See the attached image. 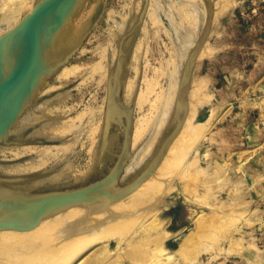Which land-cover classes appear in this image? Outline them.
I'll return each instance as SVG.
<instances>
[{
	"label": "rangeland",
	"instance_id": "374dc122",
	"mask_svg": "<svg viewBox=\"0 0 264 264\" xmlns=\"http://www.w3.org/2000/svg\"><path fill=\"white\" fill-rule=\"evenodd\" d=\"M36 2L0 0V36L30 13ZM212 2L215 13L210 34L191 83L189 104L194 119L185 135L195 133L190 132V138L183 135L171 157L172 168L162 179L165 180L158 183L157 190L151 189L154 193L151 192V198L148 189L136 204L143 207V214L149 209L150 216L148 211L145 216L133 205L126 217L135 218L136 212L139 219L145 216L149 225L146 234L137 231L138 224H131L135 219L121 218L125 219L124 231H129L126 235L123 227L114 228L120 220L110 223L114 225L112 228L106 222L92 221L91 226L96 229L93 232L90 229L88 239L95 237L99 246L103 238H110L108 249L103 255L100 253L94 264H162V260L164 264H264V0ZM144 3L145 0H93L81 11L76 24L101 9L84 43L69 62L77 67V74L64 81H57L55 75L48 78L49 83L11 128L8 138L0 140V176L37 173L63 155L73 163L75 177H85L95 170L108 103L109 58L119 56L116 37L129 20L133 6L134 13L139 15ZM207 18L206 0H149L127 82L133 87L141 76L138 94L142 101L134 106L135 124L144 122L141 140L149 134L165 96L178 32H201ZM125 98L131 99L129 92ZM43 128L52 129L53 134H33ZM95 137L96 143H92ZM21 145L37 149L18 156L13 149ZM17 165L20 170L13 169ZM133 207L137 209L135 214ZM200 221L203 223L199 224ZM74 223L62 224L66 228L61 226L53 232L49 237L53 241L45 238L48 245L45 240L40 241L42 246L38 242L2 243L0 264H28L29 254V264L36 260L37 264L51 259L54 262L59 252L62 254L58 241L67 236L63 229L70 236L74 227L81 228V224L76 227ZM126 224L134 228L131 230ZM112 229L115 237L112 233V238L105 235H110ZM157 233L163 234L157 237ZM121 236L127 240L118 248ZM52 242L54 251L59 250L54 255L51 247L47 249ZM36 244L37 248L39 244L42 247L39 251L35 247L37 254L28 250ZM93 252L88 250L85 259ZM46 259L49 261L44 262Z\"/></svg>",
	"mask_w": 264,
	"mask_h": 264
},
{
	"label": "water",
	"instance_id": "95a60500",
	"mask_svg": "<svg viewBox=\"0 0 264 264\" xmlns=\"http://www.w3.org/2000/svg\"><path fill=\"white\" fill-rule=\"evenodd\" d=\"M93 0H37L15 27L0 36V140L40 89L67 65L84 43L101 9L76 24ZM149 0L141 14L132 8L117 34L119 56L109 58V96L102 149L95 170L85 177L72 174L63 155L49 167L26 176H0V229L29 230L44 217L75 204L88 205L120 198L137 189L155 170L183 127L189 108L192 70L209 34L214 7L206 0L204 30L177 35L174 64L156 121L137 147H132L134 106L141 76L131 99L125 98L132 57Z\"/></svg>",
	"mask_w": 264,
	"mask_h": 264
},
{
	"label": "bare ground",
	"instance_id": "6f19581e",
	"mask_svg": "<svg viewBox=\"0 0 264 264\" xmlns=\"http://www.w3.org/2000/svg\"><path fill=\"white\" fill-rule=\"evenodd\" d=\"M28 1H30V0H27V2ZM22 2V1H21ZM32 4V3H31ZM29 5V4H28ZM215 5V4H214ZM29 7H31V6H29ZM26 10V9H25ZM31 10V9H30ZM218 11V10H217ZM31 12V11H30ZM215 13V12H214ZM217 13V12H216ZM154 15V14H153ZM152 15V16H153ZM214 16V15H213ZM158 18V17H157ZM156 20V19H155ZM153 21V20H152ZM156 23H158V21L156 22ZM176 25V24H175ZM122 27V26H121ZM178 27V26H177ZM123 28V27H122ZM179 28V27H178ZM176 31V30H175ZM180 32H178V34H179ZM210 34V33H209ZM209 34H208V36H207V38H206V40H205V42H204V44H203V46H202V48H201V50H200V52H199V54H198V56H197V59H196V61H195V64H194V66H193V70H192V77H193V73H194V71H195V69H196V66H197V62H198V60H199V56H202L203 55V53L204 52H202V51H204V49H205V45H206V42H207V40H208V37H209ZM207 49V48H206ZM120 51V50H119ZM202 52V53H201ZM201 53V54H200ZM119 54V53H118ZM136 53H134L133 55H135ZM69 64V63H68ZM170 66V65H169ZM170 69V68H169ZM76 71H78L77 70V67L76 66H72L71 64H69V65H65L60 71H58L56 74H55V76L53 77L54 79H56L57 81H64V80H66V79H68V78H70V77H72V76H74L75 74H77V72ZM169 74V73H168ZM171 74V73H170ZM193 80V79H192ZM49 82H47V84H48ZM46 84V85H47ZM193 85V84H192ZM43 89V88H42ZM46 89V88H45ZM44 89V90H45ZM41 90V89H40ZM132 90H133V87H132V84L131 83H127V87H126V93L127 92H129V94L130 95H132ZM165 90V89H164ZM193 90V89H192ZM192 92V91H191ZM126 93H125V95H126ZM108 96H109V84H108ZM191 96V95H190ZM191 98V97H190ZM162 99H164V97L162 96V98H161V101L163 102V100ZM36 101V100H35ZM141 101H142V98H141V95H140V93L138 94L137 93V97H136V101H135V106H138L139 104L141 105ZM108 102V101H107ZM162 102L160 103L161 105H162ZM193 104H195V103H193ZM197 104V103H196ZM161 105H160V108L158 109V113H157V116H158V114H159V112H160V109H161ZM192 105V104H191ZM190 104H189V108H188V113L186 114V119H185V121H184V124H183V127L181 128V130L179 131V133H178V135L176 136V138H175V140L172 142V144L170 145V147L168 148V150H167V152H166V154H165V156L163 157V159H162V161L160 162V164L155 168V170L144 180V182L137 188V189H135V190H133L132 192H130V193H128V194H126V195H124V196H122V197H120V198H117V199H114V200H109V201H103V202H97V203H92V204H88V205H82V204H75V205H72V206H70V207H67V208H65V209H63V210H61V211H58V212H56V213H54V214H52V215H49V216H47V217H44L43 219H41V221L34 227V228H32V229H29V230H20V229H13V228H6V229H0V246H2V243H7V244H13V245H19V244H30V245H32V243H33V245H34V243H40L41 244V246L43 245L42 243L43 242H40V241H43V240H45L44 241V243L47 241L46 239H48V240H51L53 237H51V239H49V237L51 236V234L53 233V232H56L61 226H63L62 224H67L68 222L69 223H74L75 225L74 226H76L77 224L79 225V224H81V228L80 229H78V230H76L75 229V227H74V229H73V231H72V233H70V236L68 235V231H66V229H63V230H65V232H67V234H65V236L66 237H64V239L63 240H61V241H58V242H60L59 244H58V246L60 247V251H62V254L59 252V250L56 248V251L58 250V252H59V256H60V254H61V257L59 258L58 257V255L56 256L57 257V260H55L54 262L52 261V259L51 258H49V259H51V261H49L48 259H46V261H44V262H47V260L49 261L48 263L49 264H94V262H95V260L100 256L101 257V252H102V255H103V252H105L107 249H108V247H109V243H110V238H108V239H106L107 237H105V238H103L102 239V241H104V243H102V241H101V244H99V246H97L98 244V242H97V240L98 239H96L95 237H89V239H88V235L90 236L91 234H89L91 231H90V229H92V232L94 231V228L96 229V227L94 226H91L92 225V221L93 220H95L94 222L96 223V221L98 220V221H101V223H107V225L108 224H110V223H114V221H117V220H120V224H118V227L116 226V227H114V228H117V229H119L120 227L122 228L124 225H125V223H124V221H125V219L126 220H128V221H131L132 219H135V220H133L134 222H130L131 224H133V223H135V224H138L137 225V231L139 232V233H145L146 234V232H148L147 230L149 229L148 228V222H146L147 221V219H145L146 217V215H148L147 214V211L149 212V209L147 210V209H145V207L148 205H146V201H143L142 200V202H144L145 203V205H143V206H145L144 207V209H145V214H143L144 213V211L142 210L143 209V207L141 206V204H144V203H141L140 204V206L141 207H139V206H137L136 204L137 203H140L141 202V199H142V197L144 196V194H145V192L148 190V189H155V190H157V185H158V183H160V181L163 179V177H165V175H168L169 174V172H170V167H171V157H172V155H174L175 153H173L174 152V149L177 147V149H178V145H179V143H180V141H181V139H182V137H183V135H184V138L187 136L188 138H190V132H193V131H190L187 135H185V132L187 131V128H189V126L190 125H192V123H193V119H194V111H193V108H192V106H191ZM107 106H108V103H107ZM41 108L43 107V106H40ZM40 107H38V108H40ZM106 113H107V108H106ZM157 116H156V118H157ZM30 118H31V116H30ZM40 118V117H39ZM33 119V118H32ZM35 119V118H34ZM37 120V119H36ZM105 120H106V116H105ZM28 121H29V118H28ZM28 121H26V122H28ZM31 121H33V120H31ZM35 121V120H34ZM155 121L156 120H154V123H155ZM30 122V121H29ZM154 123H152V126L151 127H153V125H154ZM20 124V123H19ZM29 124V123H28ZM144 125V122L142 121V122H138V123H136L135 124V118H134V126H133V134H132V147H135V146H137L138 145V143L140 142V140H141V138H142V136H143V126ZM104 127H105V124H104ZM104 127H103V131L101 132L102 133V135H101V145H100V148L102 149V142H103V135H104ZM190 127H192V126H190ZM24 129V128H23ZM22 129V130H23ZM150 129H152V128H150ZM191 129V128H190ZM196 129V128H195ZM198 129V128H197ZM40 130V129H39ZM39 130H36L33 134L34 135H39V133H40V135H41V132H43L42 134H46V135H48V133H50V134H53V132H52V129H49L48 131L47 130H45L44 128H43V130H41V131H39ZM203 130V129H202ZM202 130H201V132L200 133H202ZM45 131H46V133H45ZM96 131V130H95ZM151 131V130H150ZM150 131H148V132H150ZM198 131H199V129H198ZM98 132V130L96 131V133ZM147 133V132H146ZM145 133V134H146ZM193 133H195V132H193ZM54 134H56V132H54ZM58 135V134H57ZM60 135V134H59ZM91 137L92 136H94V132H92L91 134ZM146 135H148V133L146 134ZM195 135H197V134H195ZM192 136V135H191ZM202 136V135H201ZM54 137H57L56 135H54ZM186 137V138H187ZM199 137V136H198ZM146 138V137H145ZM192 138V137H191ZM96 137L95 138H93V142L92 143H96ZM144 140V138L141 140V141H143ZM177 145V146H176ZM37 149V146H33V145H21V146H19V147H16V149H13V152L16 154V155H23V154H26V153H31V152H33V151H35ZM101 151V150H100ZM177 151V150H176ZM41 152H43V151H41ZM44 153H46V152H44ZM173 153V154H172ZM99 158L100 157H98L97 158V161H99ZM175 162H177V160L175 161ZM176 164V163H175ZM43 165V164H42ZM174 165V164H173ZM17 166H19V165H17ZM175 166V165H174ZM24 167V166H23ZM36 167V166H35ZM16 168H18L19 170H20V166L19 167H14L13 169H15L16 170ZM172 168V167H171ZM175 168V167H174ZM21 169H22V167H21ZM23 170H25V169H23ZM36 170V169H35ZM18 172V171H17ZM16 172V173H17ZM25 172V171H24ZM20 173V172H19ZM194 176V175H193ZM165 180V179H164ZM164 180H162V181H164ZM161 181V182H162ZM161 184V183H160ZM149 191V193H150V195H148L149 197L151 196V194L153 193V191ZM152 192V193H151ZM148 194V193H147ZM154 194V193H153ZM146 195V194H145ZM149 197H146V198H149ZM145 198V200H147ZM151 198V197H150ZM144 199V198H143ZM156 199V198H155ZM149 200V199H148ZM151 201H155V200H151ZM152 203V202H151ZM133 205H136V207L135 208H137L138 210H140V212H141V210H142V214L143 215H145L144 217H141L142 219H139L140 218V216H138V217H136L138 214H137V212H136V216L135 215H133V216H135V218L134 217H132L131 216V218L129 217V218H126L127 216H129V212H130V210L132 209V206ZM139 205V204H138ZM134 207H133V210H132V212H134L135 210L137 211V209H135ZM140 208V209H139ZM147 208H148V206H147ZM150 208H151V205H150ZM135 209V210H134ZM130 214H131V212H130ZM133 214H135V212L133 213ZM142 214H140L141 216H142ZM150 214H151V211L149 212V216H150ZM121 218H125L123 221H122V219ZM137 218V219H136ZM147 218H149V217H147ZM130 219V220H129ZM150 219V218H149ZM137 220H141L140 222H138ZM202 220V219H201ZM123 222V223H122ZM127 222V221H126ZM138 222V223H137ZM91 223V224H90ZM98 223H100V222H98ZM105 223V224H106ZM128 223V222H127ZM203 223V222H202ZM201 223V221L199 222V224H202ZM122 224H123V226H122ZM131 224H126V225H130L129 227H131ZM134 224V225H135ZM70 225V224H69ZM89 225L92 227V228H90L89 227ZM94 225V224H93ZM97 225V224H96ZM111 225V228H112V225L113 224H110ZM115 225H117V223H115ZM119 225H121V226H119ZM73 226V225H72ZM98 226V225H97ZM114 226V225H113ZM64 228H66L65 226H63ZM62 227V228H63ZM69 227V226H68ZM70 227H71V225H70ZM77 227V226H76ZM102 227H104L103 225H102ZM109 228H110V226H108ZM107 227V228H108ZM126 227V226H125ZM132 227H133V225H132ZM132 227H131V230H132ZM136 227V226H135ZM156 227V226H155ZM61 228V229H62ZM73 228V227H72ZM71 228V229H72ZM100 228H101V226H100ZM120 228V229H121ZM134 228V227H133ZM158 228H159V226H158ZM158 228H156V229H158ZM155 229V232L156 231H160V230H156ZM165 229V228H164ZM68 230H70V228L68 229ZM99 231H101L102 230V232L104 233V231H103V229L101 228V230L100 229H98ZM107 229H105V231H106ZM113 230V229H112ZM112 230H110V235H109V233L108 234H105V235H108V237L109 236H111L112 234H113V236H114V231H115V229L113 230V232H112ZM130 230V229H129ZM99 231H98V233H99ZM108 231V230H107ZM106 231V232H107ZM122 231H123V233L126 235V231L127 232H129L128 230H125L124 231V227H123V229H122ZM164 231V230H163ZM74 232H76V233H74ZM117 232H119V231H117ZM137 232V233H138ZM95 234H97V232L95 231L94 232ZM94 233L92 234V235H94ZM112 233V234H111ZM116 233V232H115ZM72 234V235H71ZM161 234H163V233H157V237H161V236H158V235H161ZM115 235H117V234H115ZM121 235H122V233H121ZM135 235H137V234H135ZM53 236V235H52ZM103 236V235H102ZM102 236H101V238H102ZM96 237H98V236H96ZM115 237V236H114ZM118 237H120L119 235H118ZM46 238V239H45ZM92 238V239H91ZM111 238H112V236H111ZM61 239V238H60ZM100 239V238H99ZM106 239V240H105ZM116 239V238H115ZM119 238H117V240H118ZM127 239H126V237L124 238V239H122V236H121V240H118V248L121 246V244H123L125 241H126ZM51 241H53V240H51ZM51 241H48V242H51ZM100 241V240H99ZM97 242V243H96ZM37 243V244H38ZM37 244H36V246H33L34 248L36 247H38L37 246ZM40 244H39V248L41 247L40 246ZM46 245H48V243L46 242L45 243ZM44 244V245H45ZM54 243L52 242V245H49V246H47L48 248L47 249H49V247H53L54 246V248H55V245H53ZM56 244V243H55ZM97 244V245H96ZM102 247H101V246ZM29 246V245H28ZM32 246H30V248H31ZM45 248H46V246H44ZM51 247V248H52ZM57 247V246H56ZM58 247V248H59ZM99 247H100V249H99ZM122 247V246H121ZM29 248V247H28ZM28 249V250H30V251H33V250H35V252L39 249V248H37V250H36V248L34 249V248H32V250L31 249ZM42 248V247H41ZM184 248V247H183ZM46 249V250H47ZM53 249V248H52ZM94 250V252H93V254L86 260L85 258H86V256L87 255H85L84 256V254H86V252L88 251V250ZM122 249H124V248H122ZM40 250V249H39ZM38 250V251H39ZM42 250V249H41ZM55 249H53V251L51 250V252H52V254L54 255V254H56V251H54ZM25 251H26V249H25ZM38 251L36 252V254L38 253ZM44 251H45V249H44ZM49 250H47L46 252H48ZM184 251V250H183ZM34 252V251H33ZM53 252H55V253H53ZM12 253V252H11ZM26 253H28V252H26ZM12 254H14V253H12ZM32 254V256L34 255L33 253H31ZM40 254H42L41 253V251H40ZM43 254H44V252H43ZM46 254V253H45ZM49 254V256H51V253H48ZM98 254H100V255H98ZM26 255V254H25ZM28 255V254H27ZM26 255V256H27ZM11 256V255H10ZM13 256H15V255H13ZM28 256H30V254L28 255ZM27 256V258L26 259H28V261L27 260H25V261H27L28 262V264L29 263H31V262H29V258L30 257H28ZM44 255H42V257H43ZM46 256H47V254H46ZM6 257V256H5ZM8 257V256H7ZM40 257V256H39ZM38 257V258H39ZM48 257V256H47ZM51 257H53V259H56V257L55 256H51ZM55 257V258H54ZM119 257V256H118ZM10 258V257H9ZM12 258V257H11ZM10 258V259H11ZM37 258V257H36ZM43 258H45V257H43ZM123 258V257H122ZM13 259V258H12ZM32 259V258H31ZM35 259V258H34ZM40 259H41V257H40ZM161 259V258H160ZM33 260V259H32ZM42 260V259H41ZM45 260V259H44ZM102 260V259H101ZM24 261V262H25ZM37 261V262H36ZM35 261V263L32 261V264H37V263H39V260H36ZM113 261V260H112ZM1 262V261H0ZM8 262V261H7ZM23 262V263H24ZM42 262H43V260H42ZM157 262H159V261H157ZM162 262V264H164L163 263V260L161 261ZM5 264H6V262H4ZM12 263V262H11ZM22 263V262H21ZM21 263H19V264H21ZM48 263H45V264H48ZM153 263V262H152ZM165 263H167V262H165ZM9 264H10V262H9ZM41 264V263H40ZM148 264H150V263H148ZM154 264H157V263H154ZM158 264H160V263H158Z\"/></svg>",
	"mask_w": 264,
	"mask_h": 264
}]
</instances>
